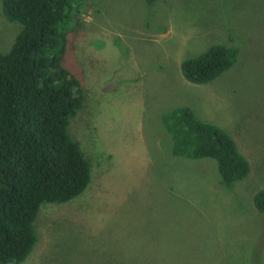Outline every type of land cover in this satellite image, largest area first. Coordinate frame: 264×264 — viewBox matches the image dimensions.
<instances>
[{"label":"rangeland","instance_id":"1","mask_svg":"<svg viewBox=\"0 0 264 264\" xmlns=\"http://www.w3.org/2000/svg\"><path fill=\"white\" fill-rule=\"evenodd\" d=\"M64 65L85 100L69 133L92 164L76 199L44 204L23 264H264V0H79ZM20 26L3 15L0 51ZM236 65L203 85L181 64L212 45ZM192 108L250 163L222 183L217 161L173 154L163 114Z\"/></svg>","mask_w":264,"mask_h":264},{"label":"trees","instance_id":"2","mask_svg":"<svg viewBox=\"0 0 264 264\" xmlns=\"http://www.w3.org/2000/svg\"><path fill=\"white\" fill-rule=\"evenodd\" d=\"M159 0H146L153 5ZM79 0H2L3 15L20 26L10 51H0V264H23L38 243L34 222L44 204L68 203L91 182L92 164L69 133L85 91L64 60ZM236 46L212 45L184 60V78L208 84L233 68ZM173 154L217 161L230 188L250 174V163L221 127L190 107L166 112ZM264 214V189L254 196Z\"/></svg>","mask_w":264,"mask_h":264}]
</instances>
